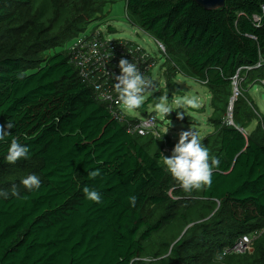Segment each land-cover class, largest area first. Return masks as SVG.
<instances>
[{"label":"trees","instance_id":"1","mask_svg":"<svg viewBox=\"0 0 264 264\" xmlns=\"http://www.w3.org/2000/svg\"><path fill=\"white\" fill-rule=\"evenodd\" d=\"M119 1L133 26L165 46L164 92L178 94L176 78L185 76L213 93V130L201 141L220 164L211 185L193 192L213 212L196 228L214 225L215 237L187 244L193 237L187 232L167 256L174 264L189 257L198 264L196 252L210 255L216 243L224 250L264 230V125L248 128L254 117L264 118L248 92L264 85V0H227L217 10L194 0H0V124L15 125L0 142V192L9 193L0 196V264H129L179 207L170 190L187 195L163 165V144L149 149L162 134L143 143L147 136L130 134L81 82L68 49L46 54ZM13 137L29 153L10 164ZM96 169L101 175L89 179ZM33 173L41 186L28 191L21 180ZM13 186L21 198L11 195ZM84 186L99 191L101 202L87 200ZM252 246L245 255H226L227 263L264 264V231Z\"/></svg>","mask_w":264,"mask_h":264},{"label":"rangeland","instance_id":"2","mask_svg":"<svg viewBox=\"0 0 264 264\" xmlns=\"http://www.w3.org/2000/svg\"><path fill=\"white\" fill-rule=\"evenodd\" d=\"M129 13H127L126 2L119 1L117 3L108 4L103 9L102 15H97V19L91 20L89 25L84 31H81L75 34L70 40L65 42L63 46L57 45L52 48H49L46 54H50L62 49H67L68 46L74 43L77 36L87 35L92 31V28L95 26H101L105 29H108L109 25L115 27L116 32H110L114 38L124 39L127 38L129 40H133L138 44L143 45L151 52L156 53L158 56V64L154 70L155 76V84L154 89L150 90L146 94V98L143 104H148L146 110H142L145 112H150L156 115L159 119L158 126L159 130L162 133V138L160 140L155 139L153 142L149 144V149L153 152L155 148L161 146L163 144V156H171L172 150L176 143L179 140V133L181 131H186L190 127L196 129L201 139L206 137L212 130L213 126L210 125L209 117L213 112V108L211 106V101L213 97L212 91L206 85L201 84L195 79L187 78L185 76H178L176 81L179 84V92L178 94L169 95L167 92H164L166 86V79L164 76V70L161 68V65L166 60V54H164L153 36L140 29L138 26L134 27L131 21L128 18ZM236 83V82H235ZM232 88V94L236 91V84ZM238 86V84H237ZM158 88V89H157ZM161 89V91H160ZM239 89V87H238ZM158 90V92H157ZM248 92L253 96L256 103L259 106L260 112L264 117V85H255L252 84L248 86ZM155 94V97H153ZM157 94V95H156ZM161 96H167L169 98V104L174 109L168 115V117L160 116L155 110V104L159 102V98ZM233 99V96H231ZM239 95L236 99H238ZM182 98H195L198 101V107H185L184 109H175L176 105L174 100L182 99ZM235 101L233 102L234 105ZM231 109V108H230ZM177 112H184V118L178 119ZM232 110L229 111L228 119L231 122L232 119ZM264 118H253L249 123V130H252L256 125L262 124L264 125ZM150 137H144L142 140L143 143H149L151 140ZM22 166V164H21ZM21 168H27L22 166ZM28 169V168H27ZM26 176H23L24 178ZM169 195L171 200L176 201L175 205L179 207L175 209L174 215L169 218L167 221L161 225V227L155 230L150 239L145 242V251L139 257H151L153 264H162V260H166L168 264H174L172 259H169L167 254L170 253L171 248L175 243H177L183 236L190 232V240L187 241V244L190 241L196 240V243H200L202 240H207L211 236L215 237V229L214 225H203L201 228L197 229L196 224L203 221V219H207L210 217L211 209L208 208L207 203L205 201H200V195L194 194V192L187 193L185 196H177L173 194V191L170 190ZM219 206L217 205L216 208ZM152 209V205L149 206ZM165 208H160V211L157 212L156 219L161 216V212H164ZM209 216L204 218L206 215ZM160 219V218H159ZM214 233V234H213ZM238 241V240H237ZM236 241V242H237ZM235 242V243H236ZM234 243V244H235ZM253 251V246L251 244L250 248L247 249L243 253H229L228 255H245L248 252ZM224 250H221L218 246V243L214 244V246L210 250V255L204 253H198V264H230L227 263L230 260L224 256ZM217 256L222 257L221 259H217ZM190 257L185 258L186 264H190ZM182 260V259H181ZM181 262L177 264H181ZM136 264H142L141 260H137Z\"/></svg>","mask_w":264,"mask_h":264},{"label":"clouds","instance_id":"3","mask_svg":"<svg viewBox=\"0 0 264 264\" xmlns=\"http://www.w3.org/2000/svg\"><path fill=\"white\" fill-rule=\"evenodd\" d=\"M118 67L120 74L118 76L113 75L117 81L114 84V88L118 94L120 106L125 111H135L143 105L146 93L153 87V81L146 78L139 71L136 64L130 62L128 59L121 58ZM23 78V73L18 74V79ZM174 103L176 105L175 109H184L189 106L192 108L198 107V101L195 98L176 99ZM154 107L156 112L164 117H168L172 110H174L170 106L167 96H161L159 102ZM177 118L182 120L184 118V112H177ZM14 126L11 121H8L6 125L0 124V142L5 141L6 137L11 135L10 130ZM28 153L29 148L21 144L17 138L13 137L8 146L6 160L8 163L14 164L20 159L27 158ZM219 164V159L210 156L209 149L202 143L199 132L192 127L179 133L178 143L175 144L171 156H163V165L167 172L176 181L179 188L186 193L210 186L213 171L219 167ZM100 175L101 172L99 169L89 171L88 173L89 179L92 180ZM21 183L28 191H33L40 188L41 179L33 173L24 177ZM82 190L87 200L97 204L101 202V194L96 189L84 186ZM8 195V192H0V196L5 199L8 198ZM11 195L21 198L20 192L15 186L11 189ZM23 199H27V197H23ZM128 201L134 207L136 197L130 196ZM221 258L217 256V259ZM137 260H141L142 264H153L151 257H133L129 261V264H136Z\"/></svg>","mask_w":264,"mask_h":264},{"label":"built area","instance_id":"4","mask_svg":"<svg viewBox=\"0 0 264 264\" xmlns=\"http://www.w3.org/2000/svg\"><path fill=\"white\" fill-rule=\"evenodd\" d=\"M254 19L259 22L260 16L255 15ZM155 41L160 50L166 53L165 46L159 40L155 39ZM67 49L70 52L69 62L73 65L81 82L92 87L94 98L105 104L115 120L125 124L127 131L132 135L161 137L159 119L156 115L148 111L144 113L141 107L132 112L122 109L114 88L117 81L113 75L120 74L119 60L128 59L136 64L146 78L153 81L151 88L153 90L154 70L159 63L156 53L133 40L114 38L107 29L101 26H95L87 35L77 36L74 43L70 44ZM263 231L255 230L243 235L233 246L224 249V256L231 252H245Z\"/></svg>","mask_w":264,"mask_h":264},{"label":"water","instance_id":"5","mask_svg":"<svg viewBox=\"0 0 264 264\" xmlns=\"http://www.w3.org/2000/svg\"><path fill=\"white\" fill-rule=\"evenodd\" d=\"M197 2L201 7H203L206 10H217L221 9L225 6L227 0H194ZM236 84V93L239 95V89ZM231 110H233V102L231 103L230 106ZM230 123H233V120H231Z\"/></svg>","mask_w":264,"mask_h":264},{"label":"bare ground","instance_id":"6","mask_svg":"<svg viewBox=\"0 0 264 264\" xmlns=\"http://www.w3.org/2000/svg\"><path fill=\"white\" fill-rule=\"evenodd\" d=\"M237 96H238V94H237L236 91H235V94H234V97H233V99H232V102H234V101L236 100Z\"/></svg>","mask_w":264,"mask_h":264}]
</instances>
